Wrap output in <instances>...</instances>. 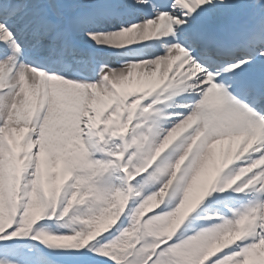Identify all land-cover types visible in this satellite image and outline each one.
<instances>
[{"label": "snow or ice", "instance_id": "6c2138e0", "mask_svg": "<svg viewBox=\"0 0 264 264\" xmlns=\"http://www.w3.org/2000/svg\"><path fill=\"white\" fill-rule=\"evenodd\" d=\"M0 264H264V0H0Z\"/></svg>", "mask_w": 264, "mask_h": 264}]
</instances>
